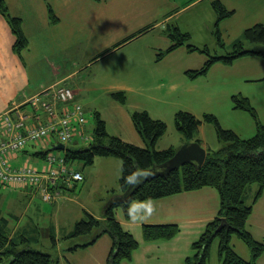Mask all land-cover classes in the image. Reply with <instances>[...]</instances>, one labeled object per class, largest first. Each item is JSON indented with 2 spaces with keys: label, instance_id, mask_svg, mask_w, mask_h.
I'll return each instance as SVG.
<instances>
[{
  "label": "crops",
  "instance_id": "crops-1",
  "mask_svg": "<svg viewBox=\"0 0 264 264\" xmlns=\"http://www.w3.org/2000/svg\"><path fill=\"white\" fill-rule=\"evenodd\" d=\"M6 1L10 13L22 19L23 30L29 45L22 56L14 52L16 37L7 20L0 15V120L5 114H11L15 118L17 114H20L26 123L46 121V114L42 110L35 109L29 103L30 100L44 89L59 85L71 87V78L75 77L83 66H90L92 63L102 65V61L121 53L124 49L127 50L125 55L130 59L135 55V50L143 46L147 37L153 41L159 40L158 45L155 44L152 48L164 50L158 54L165 53L172 45L166 33L169 27L178 26L183 30L182 28L186 25L188 30L191 25L198 22L195 20L197 18L191 19L188 15L190 11L197 14L204 10L205 17L209 14L214 15V2H220L227 10L232 11L231 17L218 23L226 43L236 40L248 26L264 25V0ZM49 9L53 10L58 19L56 24L51 21ZM216 18L217 14L208 22V25L202 24V29L207 28L208 35L212 36L211 39L215 37L219 43L215 35ZM194 30L193 32L197 35L201 33L198 28ZM184 33L190 34L188 31ZM141 38L142 43L135 44ZM180 49L188 50L186 47ZM171 54L173 53H166L162 58L163 61ZM122 59L117 60L122 61ZM44 65L49 67L51 77L39 76L42 74ZM65 65L67 67L62 75L59 70ZM75 93V102L79 103L80 100L85 103L84 95L81 96L83 93L79 90ZM83 108L87 112L85 105ZM86 129L89 128L86 126ZM140 138L142 139L141 136ZM142 141L144 142L143 139ZM32 157L26 148L12 157V164L18 167L27 161L31 163ZM40 160L44 166V159ZM17 190L26 198L36 197L31 189L18 188ZM215 190L207 187L157 201L133 202L130 206V219L125 218L121 209L117 210L116 217L122 227L133 234L139 242V248L134 252L132 260L125 261L123 264H186V259L194 254L192 245L199 240L206 226L219 214L221 196ZM257 191L258 189L250 192L251 198L246 196L249 205L253 206L247 228L255 239L264 243V216H261L263 205L259 202V200L264 201V191L261 198L255 202ZM69 193L72 192L63 191L62 197L68 198L69 196L65 197V195ZM50 204L55 205L57 201ZM29 206H32V202ZM103 212L104 209L100 215H95L91 211L88 213L101 218ZM21 220V218L17 219V222L21 224ZM145 224H177L180 227V233L169 241L145 242L143 239ZM254 225L257 226L258 232L254 233ZM15 228L12 232L14 235L18 233V227ZM23 232H27V229ZM37 232H40L39 227ZM68 232L65 230L61 233L59 229L57 233L54 224L50 229V234L54 233L58 241L56 246L52 245L45 252L52 256L55 264H106L110 246H112L108 236L100 238L89 247L71 250L75 246L82 245L75 243L76 239H73L74 245L67 250L65 245L68 241L62 238V234ZM39 236L40 240L41 235ZM105 238L110 242L108 248ZM102 241L104 242L101 245ZM63 242L66 243L62 246ZM51 249H54L56 255H52ZM79 250L84 251L86 255L75 263H70L64 253L70 251L75 255ZM235 251L237 252L236 249ZM241 257L250 261L251 251L248 249L247 254L244 253ZM258 264H264V255L258 260Z\"/></svg>",
  "mask_w": 264,
  "mask_h": 264
},
{
  "label": "rangeland",
  "instance_id": "rangeland-1",
  "mask_svg": "<svg viewBox=\"0 0 264 264\" xmlns=\"http://www.w3.org/2000/svg\"><path fill=\"white\" fill-rule=\"evenodd\" d=\"M203 11L197 14L190 11L188 15L191 19L197 18L195 20L198 22L191 25L188 30L186 25L182 29L191 34L190 43L192 45L201 49L209 48L212 56L225 55L226 52L217 45L219 44L217 39L215 37L211 39L212 36L208 35L207 28L202 29V24L203 26L208 25V22L216 16V12L213 11L214 15L209 14L205 17ZM253 26H248L244 31ZM172 27L184 33L178 26ZM195 28L200 29L201 33L198 35L194 33ZM244 31L237 39L242 37ZM236 40L226 43L222 38L226 46L232 45ZM140 43H142V38L135 44L139 45ZM158 43L159 40L153 41L147 37L143 46L135 50V55L130 59L125 55L127 50L124 49L121 53L102 61V65L92 63L90 66H83V69L80 68L75 77L71 78V87H68L74 91L79 90L80 93H83L81 96L84 95L85 103L80 100L79 103L86 106V119L91 136L96 131L97 114H99V117L106 123L110 135L117 136L138 147L146 148L140 134L134 129L132 119L134 112L143 111H147L152 119L162 121L167 125L165 135L157 142V151L170 148L178 151L184 144L185 137L175 125V115L179 111L189 112L202 122L196 137L206 150L218 151L226 148L228 143L219 139L216 125L205 121V115H214L224 130H231L240 138L251 139L256 136L258 125L254 117L250 113L236 108L233 97L247 98L256 110L259 122L264 126V58L248 55L236 59L231 65L218 62L207 75L191 78L187 75V71L200 70L207 62L208 57L200 52L181 50L182 47H180L172 51L173 54L168 55L164 61L162 59L157 62L158 53L164 51L152 48ZM246 48L264 52V46L257 44L247 43ZM119 58H123L122 61L117 60ZM65 67L67 65L59 70L60 74H64ZM69 67L72 70L71 66ZM76 69L78 68L76 67ZM49 71V67L44 65L42 74L39 76L51 77ZM120 90H123L127 95L125 105L117 103L112 97L113 92ZM56 142L54 139L37 147H28L29 154L33 156L31 161L36 163L38 166L35 165L39 169H42L43 163H41V158L34 155L38 152L52 150ZM90 143L82 141L80 133H76L73 142L66 146L70 149H82L89 146ZM54 153L60 158L64 156V152L56 151ZM97 158L92 166H87L83 161L72 162L71 166L79 169L85 179L78 184L75 192L65 195V197L69 196L68 198L65 199L62 195V198L58 197L55 205L43 202L40 194L35 195L36 197L33 199L26 198L18 190L0 184V211L3 214L2 217L8 220L12 231L18 227V232L27 229V232L24 233L26 237L39 238L41 235V239L38 242L32 240L30 246L34 250L45 252L52 246L50 229L53 224L57 233L59 229L61 233L65 230L71 232L78 221L86 218L85 212L91 211L95 215H100L112 196V190L120 193L122 161L114 157ZM248 188L247 197H250V192L256 191L260 186L252 184ZM31 202L32 206H29ZM259 202L263 205L261 216H264V201L259 200ZM246 203H248V198ZM16 218L22 219L21 224L17 222ZM38 227L40 232H37ZM253 229L255 233L257 226L254 225ZM68 233L62 234L64 240ZM106 236L111 239L109 235H103L101 238ZM93 237L94 235L84 239L82 237L75 238V243L89 244ZM104 240L108 248L110 242L107 238ZM67 241V243L63 242L62 246L66 243L65 248L67 247L69 250L74 242L70 239ZM112 244L113 239H111ZM231 246L241 255L247 254L249 249L236 234L232 237ZM110 247L112 248V246ZM50 252L52 255H56L54 249H51ZM210 254L208 264H221L219 239H215L212 243ZM64 255L70 263H75L86 253L79 250L73 255L70 251H66Z\"/></svg>",
  "mask_w": 264,
  "mask_h": 264
},
{
  "label": "trees",
  "instance_id": "trees-1",
  "mask_svg": "<svg viewBox=\"0 0 264 264\" xmlns=\"http://www.w3.org/2000/svg\"><path fill=\"white\" fill-rule=\"evenodd\" d=\"M213 8L217 14L215 35L218 38L219 47L226 52L225 55L212 56L209 48L201 49L192 45L190 34L171 26L166 33L172 45L165 53L158 54L157 61H160L166 53H171L180 47H186L190 52L205 54L208 60L200 70L187 71L189 77L196 78L207 75L218 62L231 65L236 59L248 55L264 58V52L246 48L247 43L264 46L263 24L246 29L241 38L232 45L226 46L222 41L218 23L231 17L233 12L227 10L220 2H214ZM0 15L7 20L16 37L14 52L22 56L29 45L23 30L22 19L10 13L6 0H0ZM49 15L52 23L56 24L58 19L52 9H49ZM112 97L121 105L127 103V95L123 91L113 92ZM233 100L236 108L254 117L258 125L256 136L251 139L240 138L235 132L224 130L214 115H205V121L216 125L218 137L228 143L227 147L218 151L208 150L211 154L200 168L187 163L168 175L152 178L146 177L147 172L155 165L163 164L173 158L177 151L174 148L164 151L156 150L157 142L167 131V125L152 119L147 111L134 112L132 115L134 127L147 146L141 148L110 135L106 123L97 114L98 122L94 134L91 136L89 129H86V126L83 128L81 140L91 142L90 145L82 149L66 148L65 151L60 152H64L63 157L68 165L74 161H83L87 166H92L97 157L120 159L122 161L120 193L112 190V196L101 218L87 212L86 218L74 225L65 239L73 240L80 237L83 239L91 235L94 237L89 244L78 245L71 250L89 247L103 235H109L113 239V244L106 264H123L125 261H131L134 252L139 248V242L130 232L124 230L116 217L117 210L121 209L125 218L130 219V206L133 202L157 201L210 187L216 189L221 196L220 211L217 218L206 226L199 240L192 245L194 254L186 259V264H208L211 246L215 239H219L221 264H258V260L264 255V243L255 239L247 228L253 206L246 203V196L248 187L252 184L260 186L255 195V202L261 198L264 191V126L259 122L258 114L247 98L234 96ZM201 123L189 112L179 111L175 115L176 128L185 137V142L201 143L196 137ZM50 151L38 152L34 156L46 159ZM76 189L71 192H75ZM2 216L0 211V264L56 263L49 253L31 248L30 242L32 240L38 242L39 238L26 237L24 235L26 232H18L14 235L8 220ZM223 219L227 221L228 226L220 228ZM179 233L180 227L177 224H145L143 226L145 242L169 241ZM234 234L250 249V261L243 259L232 248L231 241ZM51 236L52 245L56 246L58 240L54 233Z\"/></svg>",
  "mask_w": 264,
  "mask_h": 264
},
{
  "label": "built area",
  "instance_id": "built-area-1",
  "mask_svg": "<svg viewBox=\"0 0 264 264\" xmlns=\"http://www.w3.org/2000/svg\"><path fill=\"white\" fill-rule=\"evenodd\" d=\"M74 91L68 87L46 90L32 99L36 108L47 115L46 122L25 124L22 116L17 120L6 115L0 122V184L12 188H33L47 203L55 201L60 192L58 188H73L83 180L80 172L69 168L64 158L49 154L42 169L26 163L20 167L11 164L15 152L24 149L30 143H39L57 137L66 143L76 133V125L84 124L85 114L80 105H68L74 99ZM58 102L64 104L57 109Z\"/></svg>",
  "mask_w": 264,
  "mask_h": 264
},
{
  "label": "water",
  "instance_id": "water-1",
  "mask_svg": "<svg viewBox=\"0 0 264 264\" xmlns=\"http://www.w3.org/2000/svg\"><path fill=\"white\" fill-rule=\"evenodd\" d=\"M53 151H65L66 146L64 144H56ZM208 152L199 142H187L175 153L174 157L167 162L155 165L152 169L147 172V178L164 176L170 174L172 171L180 169L187 163L194 164L197 168H200L205 163ZM146 179V178H145ZM228 226L225 219L222 220L220 228Z\"/></svg>",
  "mask_w": 264,
  "mask_h": 264
},
{
  "label": "bare ground",
  "instance_id": "bare-ground-1",
  "mask_svg": "<svg viewBox=\"0 0 264 264\" xmlns=\"http://www.w3.org/2000/svg\"><path fill=\"white\" fill-rule=\"evenodd\" d=\"M38 122L34 123V124H37Z\"/></svg>",
  "mask_w": 264,
  "mask_h": 264
}]
</instances>
